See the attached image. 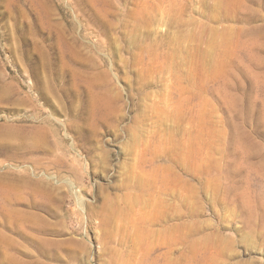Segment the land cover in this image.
I'll return each mask as SVG.
<instances>
[{"label": "rangeland", "instance_id": "1", "mask_svg": "<svg viewBox=\"0 0 264 264\" xmlns=\"http://www.w3.org/2000/svg\"><path fill=\"white\" fill-rule=\"evenodd\" d=\"M0 264H264V0H0Z\"/></svg>", "mask_w": 264, "mask_h": 264}, {"label": "bare ground", "instance_id": "2", "mask_svg": "<svg viewBox=\"0 0 264 264\" xmlns=\"http://www.w3.org/2000/svg\"><path fill=\"white\" fill-rule=\"evenodd\" d=\"M40 1V0H39ZM41 3V2H40Z\"/></svg>", "mask_w": 264, "mask_h": 264}]
</instances>
